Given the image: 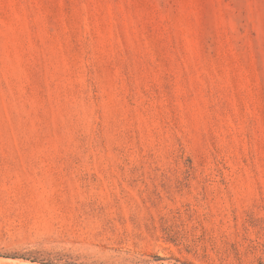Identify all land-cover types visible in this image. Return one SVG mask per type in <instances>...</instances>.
Segmentation results:
<instances>
[{
  "label": "rangeland",
  "instance_id": "rangeland-1",
  "mask_svg": "<svg viewBox=\"0 0 264 264\" xmlns=\"http://www.w3.org/2000/svg\"><path fill=\"white\" fill-rule=\"evenodd\" d=\"M22 262L264 264V0H0Z\"/></svg>",
  "mask_w": 264,
  "mask_h": 264
},
{
  "label": "bare ground",
  "instance_id": "bare-ground-1",
  "mask_svg": "<svg viewBox=\"0 0 264 264\" xmlns=\"http://www.w3.org/2000/svg\"><path fill=\"white\" fill-rule=\"evenodd\" d=\"M15 263V262H14ZM22 264H23V262H22ZM30 264V263H29Z\"/></svg>",
  "mask_w": 264,
  "mask_h": 264
}]
</instances>
